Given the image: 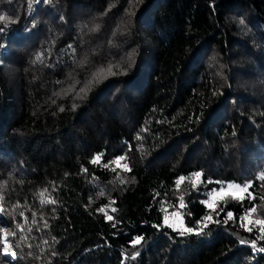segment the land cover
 <instances>
[{
	"label": "trees",
	"instance_id": "trees-1",
	"mask_svg": "<svg viewBox=\"0 0 264 264\" xmlns=\"http://www.w3.org/2000/svg\"><path fill=\"white\" fill-rule=\"evenodd\" d=\"M0 15V264H264V225L241 219L264 220V0H0ZM229 181L249 198L212 211ZM175 211L201 234L163 224Z\"/></svg>",
	"mask_w": 264,
	"mask_h": 264
},
{
	"label": "snow or ice",
	"instance_id": "snow-or-ice-1",
	"mask_svg": "<svg viewBox=\"0 0 264 264\" xmlns=\"http://www.w3.org/2000/svg\"><path fill=\"white\" fill-rule=\"evenodd\" d=\"M43 2L47 3L48 0H43ZM5 19H6V18H5L4 15H0V21H5ZM10 22H15V21H10ZM243 23H244V21L241 20V24H243ZM6 27H7V24H5L3 27H0V32H3V31L5 30ZM93 31H95V29H93ZM40 59H41V57H40V56H37V60H40ZM82 91H83V90H82ZM116 159H117V160H122V159H124V157H117ZM95 162H96V160L94 159V160L92 161V163H95ZM106 167H107V165H106ZM85 171H86V170H85ZM193 175H194L195 177L199 178V177L202 176V173H200V172H196V173H194ZM258 178L264 180V175H261V176L258 177ZM183 180H184V177H180L179 180L177 181V183H180V182L183 181ZM250 186H251V183L249 182V183L245 184L244 187H245V189H247V188L250 187ZM229 187H231V185H229ZM237 187H239V186H237ZM233 198H234V199H240V200L242 201L243 199H246V198H249V197H244V196L237 197V196L233 195ZM251 199H255V198H254V197H251ZM41 203H46V202H45V201H42ZM52 203H55V201H52ZM205 203H207V201H205ZM208 207H209L210 209H212V211H215V209L212 208V205H211V204H208ZM99 211H101V212H105L106 209L101 208V209H99ZM112 211H115V209H112ZM255 211H256V206L253 205V206L249 209V212H255ZM21 216H23V213H21ZM227 216H228L229 218H232V217H233V213H232V212H228V213H227ZM246 216H247V213H246ZM107 219H108V220H112L113 217H111V216H107ZM212 219H213V218H212V215H211V214H209L208 216L204 217L203 220H202V222H201V223L203 224V227H204V228H207V227H208V222H211ZM241 219H242V221H243L244 217H242ZM225 222H227V221H225ZM164 223H165L168 227H172V225L168 224L167 217L164 218ZM255 224H256V225H264V220H257V221H255ZM243 226H244V225H243V223H242V224H241V227H243ZM17 227H19V225H17ZM157 227H160V225H157ZM247 231L252 232V231H253V228L249 227V228L247 229ZM193 232H195L197 235L201 234V230H194V229H191V228H185L182 232H180V234L183 236V235H185V234H191V233H193ZM260 232H261V233H264V227H260ZM11 235H15V233H11ZM259 239L264 240V234H262V235L259 237ZM142 240H143V237H141V236H137L135 239H133V240L130 241V244H131L133 247H135L136 245H139V244L142 242ZM240 243L243 244V243H245V241L242 240V241H240ZM251 244H252L253 249L255 250V249H256V241L253 240V241L251 242ZM259 251L264 252V248H260ZM4 252H5V253L8 252V247H7L6 242H5Z\"/></svg>",
	"mask_w": 264,
	"mask_h": 264
},
{
	"label": "rangeland",
	"instance_id": "rangeland-1",
	"mask_svg": "<svg viewBox=\"0 0 264 264\" xmlns=\"http://www.w3.org/2000/svg\"><path fill=\"white\" fill-rule=\"evenodd\" d=\"M118 161L116 159V161L114 163L118 164ZM248 182H244L243 184L240 183H235L232 181L229 182H224L223 184L219 185V187H216V189H211L208 194L206 195V197L204 199H202V201L204 202V204L208 207V204H211L212 207L214 206L216 199L222 198L224 195H228V194H234L236 196H243L244 193L246 192L247 189H245V184H247ZM229 185H231V187H229ZM239 186V187H237ZM205 201H207V203H205ZM162 223H164V218L167 217V221L168 224L172 225V229L173 230H180L183 231L186 226L183 223L182 217L180 215V213L178 211L175 212H165L164 215H162ZM244 224H248V223H253L255 224V218L252 217L251 215L247 214V216H244ZM166 225V224H165ZM256 225V224H255Z\"/></svg>",
	"mask_w": 264,
	"mask_h": 264
}]
</instances>
